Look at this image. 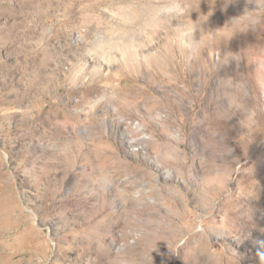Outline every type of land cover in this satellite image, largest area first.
I'll return each instance as SVG.
<instances>
[{
	"label": "rangeland",
	"instance_id": "1",
	"mask_svg": "<svg viewBox=\"0 0 264 264\" xmlns=\"http://www.w3.org/2000/svg\"><path fill=\"white\" fill-rule=\"evenodd\" d=\"M169 2L0 0V264H264V0Z\"/></svg>",
	"mask_w": 264,
	"mask_h": 264
},
{
	"label": "clouds",
	"instance_id": "2",
	"mask_svg": "<svg viewBox=\"0 0 264 264\" xmlns=\"http://www.w3.org/2000/svg\"><path fill=\"white\" fill-rule=\"evenodd\" d=\"M158 11H162V12H181V11H187V7H183L181 8V6L176 3V0H170V2L165 5L162 9H159ZM261 12H264V6H262V10ZM257 12H250L247 14L246 18L248 20H250L252 23H256L258 17H260V13Z\"/></svg>",
	"mask_w": 264,
	"mask_h": 264
},
{
	"label": "bare ground",
	"instance_id": "3",
	"mask_svg": "<svg viewBox=\"0 0 264 264\" xmlns=\"http://www.w3.org/2000/svg\"><path fill=\"white\" fill-rule=\"evenodd\" d=\"M8 213L9 212H6L4 209L1 208V210H0V217L6 216Z\"/></svg>",
	"mask_w": 264,
	"mask_h": 264
}]
</instances>
